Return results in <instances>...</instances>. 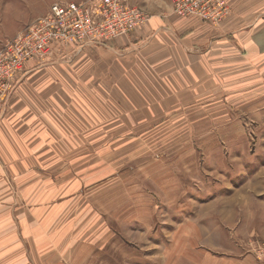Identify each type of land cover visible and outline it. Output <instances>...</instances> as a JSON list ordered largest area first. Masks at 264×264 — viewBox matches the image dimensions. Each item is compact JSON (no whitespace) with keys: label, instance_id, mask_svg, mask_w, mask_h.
Instances as JSON below:
<instances>
[{"label":"crops","instance_id":"1","mask_svg":"<svg viewBox=\"0 0 264 264\" xmlns=\"http://www.w3.org/2000/svg\"><path fill=\"white\" fill-rule=\"evenodd\" d=\"M226 1L230 14L211 25L177 15L174 0H128L150 15L129 35L27 65L0 106V264H102L72 201L85 170L92 183L112 169L103 138L120 125L207 122L230 137L242 134L236 121L263 114L264 0ZM86 151L100 154L94 164L72 162Z\"/></svg>","mask_w":264,"mask_h":264},{"label":"rangeland","instance_id":"2","mask_svg":"<svg viewBox=\"0 0 264 264\" xmlns=\"http://www.w3.org/2000/svg\"><path fill=\"white\" fill-rule=\"evenodd\" d=\"M61 1L80 0H0V49ZM240 120L242 134L230 137L223 127L210 134L207 122L187 131L174 121L150 130L121 123L104 136L113 167L92 183L95 170H85L72 201L86 210L87 243L99 244L102 264H264V112ZM71 155L91 165L100 154Z\"/></svg>","mask_w":264,"mask_h":264},{"label":"built area","instance_id":"3","mask_svg":"<svg viewBox=\"0 0 264 264\" xmlns=\"http://www.w3.org/2000/svg\"><path fill=\"white\" fill-rule=\"evenodd\" d=\"M174 12L196 16L217 25L230 12L226 0H174ZM149 13L128 0L54 2L48 11L26 25L0 49V106L8 100L18 76L29 63L40 64L56 49L82 50L107 45L145 24Z\"/></svg>","mask_w":264,"mask_h":264}]
</instances>
